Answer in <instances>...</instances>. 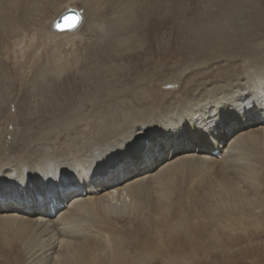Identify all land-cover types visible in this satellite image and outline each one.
Returning <instances> with one entry per match:
<instances>
[{"label": "bare ground", "instance_id": "bare-ground-1", "mask_svg": "<svg viewBox=\"0 0 264 264\" xmlns=\"http://www.w3.org/2000/svg\"><path fill=\"white\" fill-rule=\"evenodd\" d=\"M200 2L187 20L182 82L159 83L170 94L162 105L92 124L51 151L15 157L1 144L0 264L264 258V0ZM25 4L0 0V30L15 44ZM136 5L121 0L97 32L108 53L131 38Z\"/></svg>", "mask_w": 264, "mask_h": 264}, {"label": "rangeland", "instance_id": "rangeland-1", "mask_svg": "<svg viewBox=\"0 0 264 264\" xmlns=\"http://www.w3.org/2000/svg\"><path fill=\"white\" fill-rule=\"evenodd\" d=\"M23 1L25 11L18 12L23 39L15 44L0 30V147L15 157L29 148L67 147L88 126L123 112L147 113L169 98L160 82L181 84L187 24L200 0H137L131 38L109 53L96 43L97 32L115 21L121 0H99L92 11L82 0ZM71 6L80 9L84 23L73 33L52 32L53 21ZM93 43L96 52L90 54ZM41 77L46 87L33 90ZM250 264H264V258Z\"/></svg>", "mask_w": 264, "mask_h": 264}, {"label": "snow or ice", "instance_id": "snow-or-ice-1", "mask_svg": "<svg viewBox=\"0 0 264 264\" xmlns=\"http://www.w3.org/2000/svg\"><path fill=\"white\" fill-rule=\"evenodd\" d=\"M81 17L78 13H69L61 18V21L58 22L55 27L58 31L64 30H73L80 23Z\"/></svg>", "mask_w": 264, "mask_h": 264}, {"label": "water", "instance_id": "water-1", "mask_svg": "<svg viewBox=\"0 0 264 264\" xmlns=\"http://www.w3.org/2000/svg\"><path fill=\"white\" fill-rule=\"evenodd\" d=\"M78 13L81 17V20H80V23L79 25L73 29V30H64V31H58L57 28L55 27V25L61 21V18L65 15H68L69 13ZM82 21H83V15H82V12L80 11V9H78L77 7L75 6H71V7H68L66 8L65 10H63V12L53 21L52 23V27H51V30L52 32H55V33H65V32H68V33H73L75 31H77L81 24H82Z\"/></svg>", "mask_w": 264, "mask_h": 264}]
</instances>
